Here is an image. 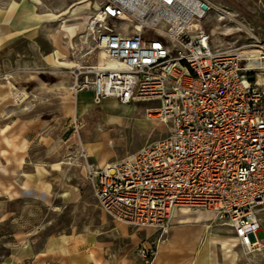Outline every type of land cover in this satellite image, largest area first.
<instances>
[{
    "label": "built area",
    "instance_id": "1",
    "mask_svg": "<svg viewBox=\"0 0 264 264\" xmlns=\"http://www.w3.org/2000/svg\"><path fill=\"white\" fill-rule=\"evenodd\" d=\"M98 3L85 30L104 59L70 67L71 94L89 92L96 105L154 103L147 117L169 125L162 139L89 171L98 208L129 229L163 232L175 210L201 209L251 254L263 243L264 208V84L255 69L214 47L206 0ZM136 250L152 256L147 242Z\"/></svg>",
    "mask_w": 264,
    "mask_h": 264
},
{
    "label": "rangeland",
    "instance_id": "2",
    "mask_svg": "<svg viewBox=\"0 0 264 264\" xmlns=\"http://www.w3.org/2000/svg\"><path fill=\"white\" fill-rule=\"evenodd\" d=\"M77 1L25 0V3H39L37 13L58 14ZM98 1L84 0L57 21L58 29L60 24L77 27L68 40V51L63 50L48 63L41 58L38 60L34 50L21 43L17 48L18 61L9 57V66L0 73V86H4L2 96L6 99L0 104V115L6 114L5 124L9 130L4 153L9 165L8 197L2 206L8 213V220L3 224L7 225L9 247L8 256L6 250L3 260L0 255V264H66L67 258L70 264H75L74 259L84 253H88L86 259L92 261L101 260L103 256L105 264H153L159 253L172 258L176 264H264V243L244 255L235 245L225 222L201 209L183 210L177 222L169 223L165 229L168 234L163 236L165 231L129 229L98 208L89 171L120 162L169 132L168 124L153 116L147 117V109L157 107L154 103L130 105L134 108L130 116L123 114L122 106H117V122L111 124L106 123L111 117L106 110L113 101L96 105L89 92H82L89 94V107L81 111L75 104L74 100L82 93L72 95L70 92V67L80 61H101L99 51L85 30L87 19L100 5ZM206 1L211 7V27L220 30L212 38L214 47L242 54L248 59L246 67H253L249 65L252 60L264 55V0ZM219 11L226 14L222 21H219ZM262 62L264 64V60ZM253 68L257 73L258 69ZM34 82L42 87L45 84L47 89H57L49 92L40 88L31 95ZM7 83L27 94L20 106L10 97ZM27 107L28 111L17 114ZM57 164L61 171L53 168ZM62 192L69 193L66 200L58 197ZM258 217L259 238L264 239V208L258 212ZM205 225L217 236L210 239L211 244L202 228ZM171 227L189 231L195 237L200 232L201 236L192 249L189 239L175 242L173 236L177 235ZM69 233L76 238L70 240L68 248H55L53 242H47L54 238L63 240ZM130 236L133 239L128 238ZM145 242L152 256L142 259L136 249ZM226 242L234 247L235 258L224 253ZM55 250L58 253H54ZM59 253H66L67 258Z\"/></svg>",
    "mask_w": 264,
    "mask_h": 264
},
{
    "label": "crops",
    "instance_id": "3",
    "mask_svg": "<svg viewBox=\"0 0 264 264\" xmlns=\"http://www.w3.org/2000/svg\"><path fill=\"white\" fill-rule=\"evenodd\" d=\"M38 8L39 3H25V0H0V73L4 72L9 66L10 63L7 62L9 57H14V61H18L17 48L21 43H26L30 49L34 50V54L36 57L38 56V60L41 58L43 62L45 61L48 63L54 60L57 54H61L63 50H69L70 46H68V40L71 38L77 27L61 26L60 24L58 29L57 21L47 20L29 24L23 22L22 18L25 13H28L32 9L37 13ZM42 66L45 67L46 65L42 64ZM37 67L39 66L37 65ZM43 86L44 87H42L39 82H34L31 95L32 93L34 94L35 92H38L40 88H46V90H50L49 92H55L57 89L56 87L53 89L49 87L47 89L45 84ZM3 88L4 86H0V104L6 101L5 97L2 96L4 93ZM19 113L22 112L19 111L17 114ZM5 117L6 114L0 115V255L2 260L4 250H6L5 255L8 256L7 250L9 247L7 225L3 224L8 220V213L2 209L3 201L8 197L9 177V165L4 160V153L8 146L7 136L9 133L8 126L5 124ZM16 134H18V132H16ZM179 212L182 214L183 211ZM171 229L177 235L173 236L175 242H186L188 239L191 242L192 239H195V235L190 234L189 231L176 227H171ZM73 238L75 241L76 236L73 237V234L69 233V235L65 236V239L63 240H60V238H54V241L48 239L47 242H53V247H62L63 249V247H69L68 244ZM55 252H57V250H55L54 253ZM61 255L64 257L67 256L66 253ZM86 257H88V253H84L78 258H75V264H105L103 256L101 257V260L96 258L93 261L86 259ZM66 264H70L68 258L66 259ZM113 264H120V262H113ZM153 264H176V262L168 256H161L160 259Z\"/></svg>",
    "mask_w": 264,
    "mask_h": 264
},
{
    "label": "bare ground",
    "instance_id": "4",
    "mask_svg": "<svg viewBox=\"0 0 264 264\" xmlns=\"http://www.w3.org/2000/svg\"><path fill=\"white\" fill-rule=\"evenodd\" d=\"M82 3H84V0H78L77 2H74L68 9H69V13L71 11H73V9H75L77 6L81 5ZM67 9V10H68ZM97 9V8H96ZM67 10L62 11L58 14H52V13H45V14H38L36 13L33 9L30 10L28 13H25L23 15V22L25 24H29V23H36L38 21H58L60 17H62L63 15H65V13L67 12ZM220 12V20H223V16H226V14L223 11H219ZM220 32L219 28L214 27L213 28V36L218 35ZM100 60L103 61L104 56L99 54ZM101 62V61H100ZM249 65H252L253 67L257 68V74H258V80L257 82L259 84H264V77L262 76L264 74V64L262 62V58H258V59H254L252 60V63H250ZM7 87L9 90V95L10 97L13 99V101L15 102L16 106H20L26 99H27V94L24 91H18L11 83H7ZM88 93H82L81 95H79V98H77L76 100H74L75 104H77L79 106V108H81L80 110L84 111L87 107H89L88 105V101H87V97H88ZM95 104V103H94ZM119 106L116 102H112L108 107H107V114L110 115L111 117L109 119L106 120L107 124H111V123H115L117 122V118L119 115L118 112V107ZM78 108V107H77ZM30 108H25L23 110H21L20 112H26L28 111ZM79 110V112H80ZM134 112V108L131 106H124L123 107V114L126 116H130L131 114H133ZM77 113V112H76ZM162 122V121H161ZM85 158H88V155L84 156ZM109 165V164H108ZM53 168L55 170L61 171V167L60 164L54 165ZM91 167H88V169L90 170ZM37 173H40V170L37 169L36 170ZM58 197L66 200L69 197V193L67 192H62L58 194ZM181 216V212L175 210L172 214V222H177L180 219ZM205 221H208V218L205 219ZM225 226H227L225 224ZM202 228H204L206 230V236H207V242L211 244L210 239H216L217 236L215 234H213L212 232H210V227L205 225L202 226ZM168 231L166 230L163 233V236L167 235ZM201 236L200 232L196 234L195 239L191 240V244H192V249L194 247V244L197 243L199 237ZM130 239H133V236L128 237ZM264 240V239H262ZM264 243V242H263ZM262 248L264 249V245L262 246ZM192 249L189 250V252H187L188 254H190L192 252ZM223 251L225 254L229 255L231 258H235L236 257V253L234 251V247L232 245H229L228 242L223 244ZM162 253L158 254V257L156 259H154L153 263L157 262L160 257L162 256Z\"/></svg>",
    "mask_w": 264,
    "mask_h": 264
},
{
    "label": "water",
    "instance_id": "5",
    "mask_svg": "<svg viewBox=\"0 0 264 264\" xmlns=\"http://www.w3.org/2000/svg\"><path fill=\"white\" fill-rule=\"evenodd\" d=\"M250 80H252V79H250Z\"/></svg>",
    "mask_w": 264,
    "mask_h": 264
}]
</instances>
